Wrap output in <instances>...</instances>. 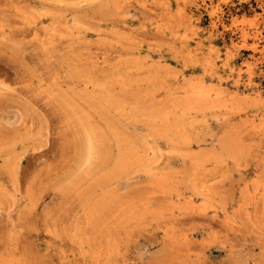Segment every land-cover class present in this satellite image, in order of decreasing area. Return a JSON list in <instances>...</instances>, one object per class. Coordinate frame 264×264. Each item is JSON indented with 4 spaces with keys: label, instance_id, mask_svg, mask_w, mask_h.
<instances>
[{
    "label": "rangeland",
    "instance_id": "374dc122",
    "mask_svg": "<svg viewBox=\"0 0 264 264\" xmlns=\"http://www.w3.org/2000/svg\"><path fill=\"white\" fill-rule=\"evenodd\" d=\"M4 263L264 264V0H0Z\"/></svg>",
    "mask_w": 264,
    "mask_h": 264
},
{
    "label": "bare ground",
    "instance_id": "6f19581e",
    "mask_svg": "<svg viewBox=\"0 0 264 264\" xmlns=\"http://www.w3.org/2000/svg\"><path fill=\"white\" fill-rule=\"evenodd\" d=\"M108 62H109V61H108ZM114 63H115V62H114ZM114 63L109 62V64H111V65L114 64ZM117 63H118V62H116L115 64H117ZM106 64H107V63H106ZM106 64H104V65H106ZM97 65H98V64H97ZM97 65H96V69H95V67H93V65H92L91 68L95 69V71H96V70H97V67H98ZM107 65H108V64H107ZM107 65H106V66H107ZM94 66H95V65H94ZM102 66H103V65H102ZM99 67H101V66L99 65ZM109 67H110V66H109ZM109 67H108V68H109ZM112 67H113V65H112ZM112 67H111V68H112ZM101 68H102V67H101ZM103 68H104V67H103ZM103 68H102V69H103ZM104 69H105V68H104ZM98 70H99V69H98ZM100 71H101V70H100ZM105 71H106V70H105ZM224 72H225V71H224ZM119 75H120V74H119ZM120 76L122 77V75H120ZM120 76H119V77H120ZM116 77H118V76H115V78H116ZM120 79H122V78H120ZM110 80H111V79H110ZM117 80H118V78H117L115 81H117ZM119 82H121V81L119 80ZM123 82H124V80H123ZM103 83H104V81H103ZM103 83H102V84H103ZM117 83H118V81H117ZM104 85H105V84H103V87H104ZM106 85H107V84H106ZM106 85H105V86H106ZM108 85H109V83H108ZM119 86H121V85L119 84ZM124 87H127V86L125 85ZM106 89H108V86H107ZM225 92H226V91H225ZM107 93H108V92H107ZM197 93H198V92H197ZM199 93H200V92H199ZM200 94H201V93H200ZM202 94H203V93H202ZM104 95H105V94H104ZM200 96H201V95H200ZM202 96H203V95H202ZM202 96H201V98H202ZM120 105H121V104H120ZM165 111H166V110H165ZM173 113H174V112H173ZM165 115H166V116H169V113H167V114H165ZM168 122H169V120H168ZM159 124H160V123H159ZM166 126H168V125H166ZM162 127H163V126H162ZM170 127H171V126H170ZM1 263H2V262H1ZM6 263H7V262H6ZM4 264H5V263H4Z\"/></svg>",
    "mask_w": 264,
    "mask_h": 264
}]
</instances>
